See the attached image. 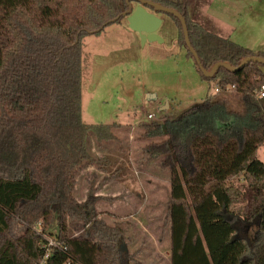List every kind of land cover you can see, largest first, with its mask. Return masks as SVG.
<instances>
[{
  "label": "trees",
  "instance_id": "trees-1",
  "mask_svg": "<svg viewBox=\"0 0 264 264\" xmlns=\"http://www.w3.org/2000/svg\"><path fill=\"white\" fill-rule=\"evenodd\" d=\"M151 1L185 16L206 69L219 61L237 66L245 57H264L191 20L193 0ZM127 9L126 0H0V264L138 263L129 250L134 223H110L97 207L99 198H122L96 194L106 183L127 185L133 176L129 162L112 149L95 156L87 145L90 133L99 144L119 141L125 126L82 118L83 37L119 22ZM170 16L180 46L193 58L180 21ZM195 67L216 81L215 94L172 119L138 123L146 141L139 163L169 171L165 224L172 264H264V161L249 152L194 200L185 181L202 172L197 140L210 137L219 151L233 143L236 154L246 151L251 138L264 142V98H257L264 64L251 62L236 72L220 68L212 78ZM93 167L89 195L78 200L79 175ZM98 172L102 181L95 185ZM72 220L83 222L84 236L70 234Z\"/></svg>",
  "mask_w": 264,
  "mask_h": 264
},
{
  "label": "rangeland",
  "instance_id": "rangeland-1",
  "mask_svg": "<svg viewBox=\"0 0 264 264\" xmlns=\"http://www.w3.org/2000/svg\"><path fill=\"white\" fill-rule=\"evenodd\" d=\"M157 15L162 19L157 30L162 41L143 43L140 35L129 27L126 17L108 24L99 33L86 34L82 40V118L89 124L125 126L118 130L119 141L99 144L90 133L89 151L95 156L108 154L111 149L119 152L124 156L121 161L129 162L133 173L129 186L113 181L100 189L105 198L116 197L120 192L121 196L127 194L124 200L123 197L117 200L119 202L99 198L97 207L110 223L118 219L113 211L130 220L144 211L150 216L163 217L159 219L161 223L165 221L169 171H162L153 163L148 166L139 163L146 141L141 138L138 123L172 119L218 91L216 81L204 79L194 59L180 46L174 19L163 11H158ZM189 18L235 43L264 52V0H193ZM148 114L153 118H148ZM195 146L202 172L194 180L185 179L191 200L205 195L218 181L225 179L249 152L254 151L264 161V142L257 138H251L241 154H236L233 143L222 151L217 150L210 137L197 140ZM93 171H97L96 167L79 175L74 190L78 200L83 201L89 195L88 183L93 179ZM99 175L94 179L95 185L102 181V174ZM249 193L250 188L246 186L245 204ZM147 220L156 225V219L148 217ZM85 229L82 221L70 222L69 232L73 236H84ZM251 230L253 233L254 229ZM169 232V228L164 232L166 239L170 237Z\"/></svg>",
  "mask_w": 264,
  "mask_h": 264
},
{
  "label": "water",
  "instance_id": "water-1",
  "mask_svg": "<svg viewBox=\"0 0 264 264\" xmlns=\"http://www.w3.org/2000/svg\"><path fill=\"white\" fill-rule=\"evenodd\" d=\"M126 2L128 4V9L123 13V15L126 17L129 27L140 35L143 43L146 41H162L161 37L157 33V30L162 24V19L157 15L158 11H163L176 17L181 23L186 46L192 53L194 61L201 73L206 78L214 77L220 68H225L229 71L236 72L240 71L251 62L264 64L263 56L253 55L245 57L237 66L231 65L228 62L219 61L215 63L211 69H206L202 65L197 51L190 42L187 20L182 13L174 8L167 7L161 3L151 0H126ZM134 3L137 5L135 6ZM102 28H104V26L93 33L101 31Z\"/></svg>",
  "mask_w": 264,
  "mask_h": 264
},
{
  "label": "crops",
  "instance_id": "crops-1",
  "mask_svg": "<svg viewBox=\"0 0 264 264\" xmlns=\"http://www.w3.org/2000/svg\"><path fill=\"white\" fill-rule=\"evenodd\" d=\"M128 182H132V180H129ZM166 186L168 187V184ZM120 193L118 196H121ZM96 195L104 197V194L101 190ZM122 197L124 200L127 197V194L123 195ZM100 213L102 214L103 212L100 211ZM112 213L113 215L117 216L118 219L116 220L129 219L125 216L120 217L118 215L119 213L116 211H113ZM148 217L151 220L156 219V225L151 224L150 220H147ZM162 218L163 217H160L156 214L150 216L144 211H141V213H136L134 220H131L134 223V233L132 242L129 244V250L138 254V263L136 264H172L170 237L166 239V234L164 233L165 230L169 228V226L165 224L166 215H164L165 221L161 223V220L159 219Z\"/></svg>",
  "mask_w": 264,
  "mask_h": 264
},
{
  "label": "built area",
  "instance_id": "built-area-1",
  "mask_svg": "<svg viewBox=\"0 0 264 264\" xmlns=\"http://www.w3.org/2000/svg\"><path fill=\"white\" fill-rule=\"evenodd\" d=\"M258 99H262V98H264V85L261 87V89L259 90V92H258V97H257ZM148 118H153V115L152 114H148ZM40 227H41V224L39 225ZM49 244L50 245H55L56 244V242L54 241V240H50V242H49Z\"/></svg>",
  "mask_w": 264,
  "mask_h": 264
},
{
  "label": "flooded vegetation",
  "instance_id": "flooded-vegetation-1",
  "mask_svg": "<svg viewBox=\"0 0 264 264\" xmlns=\"http://www.w3.org/2000/svg\"><path fill=\"white\" fill-rule=\"evenodd\" d=\"M134 5L136 6L137 4L134 3ZM152 10V9H151Z\"/></svg>",
  "mask_w": 264,
  "mask_h": 264
}]
</instances>
